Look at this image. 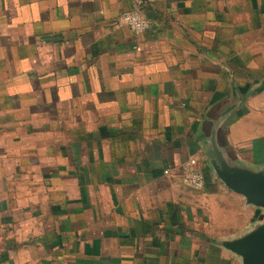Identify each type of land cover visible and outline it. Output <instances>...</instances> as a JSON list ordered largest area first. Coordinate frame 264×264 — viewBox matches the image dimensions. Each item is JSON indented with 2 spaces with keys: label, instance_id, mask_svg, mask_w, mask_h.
<instances>
[{
  "label": "crops",
  "instance_id": "0c3cea01",
  "mask_svg": "<svg viewBox=\"0 0 264 264\" xmlns=\"http://www.w3.org/2000/svg\"><path fill=\"white\" fill-rule=\"evenodd\" d=\"M213 134L264 167V0H0V264H240Z\"/></svg>",
  "mask_w": 264,
  "mask_h": 264
},
{
  "label": "water",
  "instance_id": "95a60500",
  "mask_svg": "<svg viewBox=\"0 0 264 264\" xmlns=\"http://www.w3.org/2000/svg\"><path fill=\"white\" fill-rule=\"evenodd\" d=\"M205 149L216 177L242 195L247 205L261 210L259 218L246 230L221 238L219 245L235 254L240 264H264V167H254L229 157L215 134L205 143Z\"/></svg>",
  "mask_w": 264,
  "mask_h": 264
},
{
  "label": "built area",
  "instance_id": "2783aa9c",
  "mask_svg": "<svg viewBox=\"0 0 264 264\" xmlns=\"http://www.w3.org/2000/svg\"><path fill=\"white\" fill-rule=\"evenodd\" d=\"M119 24L127 26L135 34H142L151 27V20L138 7L124 9L119 16ZM165 173H169L166 169ZM183 183L192 189H202L205 186V176L198 167L195 157L189 158L182 166Z\"/></svg>",
  "mask_w": 264,
  "mask_h": 264
}]
</instances>
